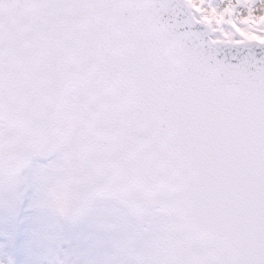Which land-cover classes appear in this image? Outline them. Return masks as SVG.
<instances>
[{
  "label": "snow or ice",
  "instance_id": "obj_1",
  "mask_svg": "<svg viewBox=\"0 0 264 264\" xmlns=\"http://www.w3.org/2000/svg\"><path fill=\"white\" fill-rule=\"evenodd\" d=\"M248 47L264 0H0V187L61 152L42 175L62 211L71 149L83 192L158 201L197 244L144 227L113 238L112 264H264V60L218 59ZM21 250L0 231V264Z\"/></svg>",
  "mask_w": 264,
  "mask_h": 264
},
{
  "label": "clouds",
  "instance_id": "obj_2",
  "mask_svg": "<svg viewBox=\"0 0 264 264\" xmlns=\"http://www.w3.org/2000/svg\"><path fill=\"white\" fill-rule=\"evenodd\" d=\"M64 172L61 178L70 181V191L64 198V208L57 207L58 198L55 195L56 185L50 179L45 180L42 198L36 205L38 210H44L55 217L61 226H79L94 211L103 215L97 209L101 193H109L113 188L108 185H92L87 192L82 191L76 175V163L71 149L64 159ZM56 174L52 173L50 176ZM123 206L122 211L109 212L103 215V222L114 226L127 224L134 231L147 228L161 232L169 244L177 251L182 252L189 247L195 249L197 244L190 241L183 228L170 221L159 205L158 201L145 199L139 194L129 195L123 199H113ZM115 236L105 235L98 238L95 232L90 233L84 240V247L79 253L67 255L61 264H112V242Z\"/></svg>",
  "mask_w": 264,
  "mask_h": 264
},
{
  "label": "rangeland",
  "instance_id": "obj_3",
  "mask_svg": "<svg viewBox=\"0 0 264 264\" xmlns=\"http://www.w3.org/2000/svg\"><path fill=\"white\" fill-rule=\"evenodd\" d=\"M62 158L59 152L49 163L31 162L26 165L15 189L0 187V231L14 226L19 229L22 239V250L16 264H50L53 253L63 260L67 255L79 253L85 246V238L93 232L98 238L135 235L127 224L114 226L103 222V215L120 211L108 200L98 202L97 209L103 215L94 211L79 226H61L50 213L37 209L45 182L42 173L51 171ZM9 204L15 207V217L9 215Z\"/></svg>",
  "mask_w": 264,
  "mask_h": 264
},
{
  "label": "water",
  "instance_id": "obj_4",
  "mask_svg": "<svg viewBox=\"0 0 264 264\" xmlns=\"http://www.w3.org/2000/svg\"><path fill=\"white\" fill-rule=\"evenodd\" d=\"M248 56L255 57V59L257 61L264 60V49L255 48V47H248V48H242V49H226L220 53V55L218 56V59H222V60L227 59L228 62L235 64L239 60H241L245 57H248ZM53 154H54V152L49 154L47 157L32 156V157L28 158V160L26 162H28L29 160H33V159L48 160L52 157ZM22 169H21V171H22ZM21 171H20V173H21ZM19 176H20V174H19ZM105 196H107V194H105ZM113 201L116 205L123 208V206L121 204H119L117 201H115V200H113Z\"/></svg>",
  "mask_w": 264,
  "mask_h": 264
}]
</instances>
